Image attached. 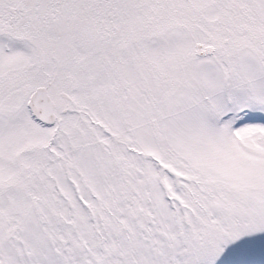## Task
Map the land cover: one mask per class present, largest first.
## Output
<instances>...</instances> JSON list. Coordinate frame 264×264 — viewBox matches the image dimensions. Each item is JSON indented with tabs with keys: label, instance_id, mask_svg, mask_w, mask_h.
I'll return each instance as SVG.
<instances>
[{
	"label": "snow or ice",
	"instance_id": "snow-or-ice-1",
	"mask_svg": "<svg viewBox=\"0 0 264 264\" xmlns=\"http://www.w3.org/2000/svg\"><path fill=\"white\" fill-rule=\"evenodd\" d=\"M0 264H264V0H0Z\"/></svg>",
	"mask_w": 264,
	"mask_h": 264
}]
</instances>
